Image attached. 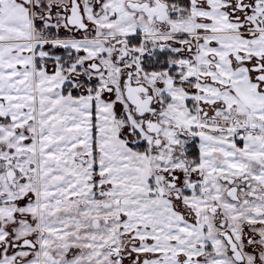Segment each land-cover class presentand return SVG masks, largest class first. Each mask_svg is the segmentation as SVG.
Returning <instances> with one entry per match:
<instances>
[{
    "label": "snow or ice",
    "instance_id": "1",
    "mask_svg": "<svg viewBox=\"0 0 264 264\" xmlns=\"http://www.w3.org/2000/svg\"><path fill=\"white\" fill-rule=\"evenodd\" d=\"M0 264H264V0H0Z\"/></svg>",
    "mask_w": 264,
    "mask_h": 264
}]
</instances>
